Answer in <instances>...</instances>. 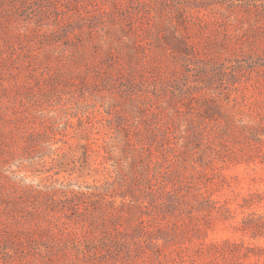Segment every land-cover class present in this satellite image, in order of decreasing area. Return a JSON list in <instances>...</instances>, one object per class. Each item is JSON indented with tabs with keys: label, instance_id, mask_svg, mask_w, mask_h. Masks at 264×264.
<instances>
[{
	"label": "rangeland",
	"instance_id": "rangeland-1",
	"mask_svg": "<svg viewBox=\"0 0 264 264\" xmlns=\"http://www.w3.org/2000/svg\"><path fill=\"white\" fill-rule=\"evenodd\" d=\"M261 219L264 0H0V264L262 263Z\"/></svg>",
	"mask_w": 264,
	"mask_h": 264
},
{
	"label": "trees",
	"instance_id": "trees-1",
	"mask_svg": "<svg viewBox=\"0 0 264 264\" xmlns=\"http://www.w3.org/2000/svg\"><path fill=\"white\" fill-rule=\"evenodd\" d=\"M255 227L254 230L256 233H259L260 236L264 237V219H261L260 221H255ZM262 251V248L260 247H255L253 249H249L250 253H253L256 256L260 257V252ZM249 254H243V257H248ZM238 259H240L242 256H237ZM237 264H242L241 262H239ZM249 264H264V261L262 263H260L259 261L255 262V263H249Z\"/></svg>",
	"mask_w": 264,
	"mask_h": 264
}]
</instances>
